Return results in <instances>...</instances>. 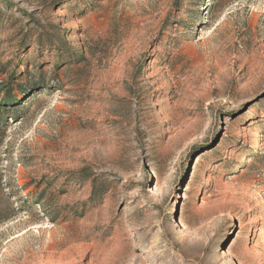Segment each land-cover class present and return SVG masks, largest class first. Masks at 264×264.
Segmentation results:
<instances>
[{
    "label": "rangeland",
    "instance_id": "374dc122",
    "mask_svg": "<svg viewBox=\"0 0 264 264\" xmlns=\"http://www.w3.org/2000/svg\"><path fill=\"white\" fill-rule=\"evenodd\" d=\"M0 264H264V0H0Z\"/></svg>",
    "mask_w": 264,
    "mask_h": 264
},
{
    "label": "trees",
    "instance_id": "16d2710c",
    "mask_svg": "<svg viewBox=\"0 0 264 264\" xmlns=\"http://www.w3.org/2000/svg\"><path fill=\"white\" fill-rule=\"evenodd\" d=\"M1 125H4V121L2 122V119H1V117H0V126ZM1 143H2V140H1V138H0V146H1Z\"/></svg>",
    "mask_w": 264,
    "mask_h": 264
}]
</instances>
